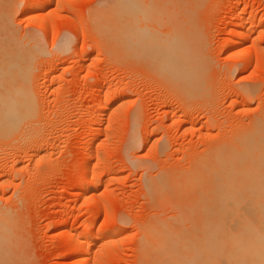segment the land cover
Returning <instances> with one entry per match:
<instances>
[{
    "label": "rangeland",
    "instance_id": "obj_1",
    "mask_svg": "<svg viewBox=\"0 0 264 264\" xmlns=\"http://www.w3.org/2000/svg\"><path fill=\"white\" fill-rule=\"evenodd\" d=\"M25 1L13 23L20 34L36 33L43 42L31 68L41 130L25 148L0 145V207L12 211L27 264H141L140 226L171 210L158 205L153 181L182 177L213 153L241 155L239 141L264 130V0H41L39 27L26 21ZM135 13L136 28L157 33L172 55L190 40L202 85L186 91L182 84L183 92L181 82L165 81L151 68L160 39L155 36L156 50L150 49L154 60L147 50L150 59L143 58L128 31ZM231 29L248 39L233 51L227 49ZM244 59L249 64L242 71ZM105 110L106 130L87 163V142ZM185 116L193 120L186 124ZM88 167L107 182L86 196L75 189L78 173ZM104 220L110 233L123 230L129 237L101 234L80 256L66 254L69 237L80 239Z\"/></svg>",
    "mask_w": 264,
    "mask_h": 264
},
{
    "label": "bare ground",
    "instance_id": "obj_2",
    "mask_svg": "<svg viewBox=\"0 0 264 264\" xmlns=\"http://www.w3.org/2000/svg\"><path fill=\"white\" fill-rule=\"evenodd\" d=\"M21 4L22 0H0V145L12 147L19 142V145L25 148L35 142L36 133L41 130V124L37 122L38 104H35L37 97L33 88L34 82H31L33 79L31 68L34 67L33 63L37 55L43 52V42L36 33L20 34L14 25L13 15ZM23 4L26 21L36 27L41 26L39 13L45 9L46 3L41 0H26ZM136 15L135 13V19ZM139 16H143V13ZM136 20L128 26V31L133 35L134 48L138 47L137 50L141 53L150 49L155 52L156 45L159 46L158 56L154 57L152 50L151 53L149 52L150 55L153 54L150 58L157 59L155 62L151 60L155 67H152L151 62L149 65H152V69H157L159 75L161 73L165 76L163 80L166 78L165 81H174L175 85L181 82L179 84L181 87L177 85L183 92L195 88L194 85L192 88L190 86L197 81L202 85L200 80L204 78L198 77L197 47L194 50L190 40H187L188 47L186 45L182 47L180 53L174 50L172 55L171 51H166L165 40L163 39V43L160 42L161 36H157V33L152 34L153 31L150 34L146 25L136 28L139 24V20L137 22ZM144 20L140 19V22ZM143 28L148 31L145 32L147 34L143 32ZM230 32L235 40L228 41L229 51L237 50L248 40L244 32L238 33L234 29ZM261 32L264 33V25L261 26ZM154 37L160 39L156 45L153 41ZM187 48H190L188 50H191L196 59L190 56L191 53ZM138 54L136 53L135 56ZM145 54H141L143 58L150 56ZM147 59L146 61L149 62ZM242 64V71H245L249 62L244 59ZM198 78L203 79L198 80ZM184 83L189 86L186 88ZM182 84L185 85V90ZM106 112L105 110L98 115L95 134L87 142L84 153L87 163L94 158L95 151L99 148L97 139L106 130L103 123ZM71 120L68 119L65 124L70 126ZM191 120H193L191 116H187L183 122L188 124ZM259 129L255 128L249 136H244L239 141L241 147H237L239 148L237 151H242L241 155L215 157L216 153H213L215 155L212 159L201 161L199 164L196 161V165H193V168L194 166L196 168H192L193 170L182 177L178 175L173 178L170 176L171 179L162 177L163 179L158 182L154 180V185L151 183L158 205L171 210L168 216L160 217V215V218L155 220H151L152 217L149 219L151 221L140 226L137 252L141 264H264V134L262 133L264 130ZM0 152L4 153L3 150ZM95 176L93 168L80 170L76 178L75 191L81 195L82 192L86 196L94 195L106 181ZM6 210L0 207V264H27L30 258L26 255L27 247H24L23 240L18 238L19 232L18 237L15 236L16 231L14 232L15 229L11 225L15 220L11 221L9 213L12 211ZM109 229H111L109 223L104 220L89 229H84V236L80 239L69 237L66 254L80 256L86 245L92 247L91 239L101 234H106L107 240L129 237L123 230L110 233ZM93 244L96 249H101L103 246ZM104 244L106 245L105 241Z\"/></svg>",
    "mask_w": 264,
    "mask_h": 264
}]
</instances>
